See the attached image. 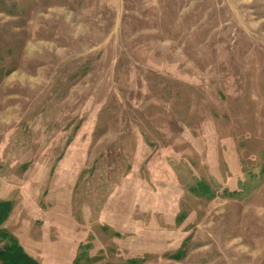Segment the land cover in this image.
Masks as SVG:
<instances>
[{"label":"rangeland","instance_id":"rangeland-1","mask_svg":"<svg viewBox=\"0 0 264 264\" xmlns=\"http://www.w3.org/2000/svg\"><path fill=\"white\" fill-rule=\"evenodd\" d=\"M0 201L37 264H264V0H0Z\"/></svg>","mask_w":264,"mask_h":264},{"label":"trees","instance_id":"trees-1","mask_svg":"<svg viewBox=\"0 0 264 264\" xmlns=\"http://www.w3.org/2000/svg\"><path fill=\"white\" fill-rule=\"evenodd\" d=\"M12 209L10 201H0V225ZM6 240L0 247V264H37L28 255L17 239L0 228V242Z\"/></svg>","mask_w":264,"mask_h":264}]
</instances>
